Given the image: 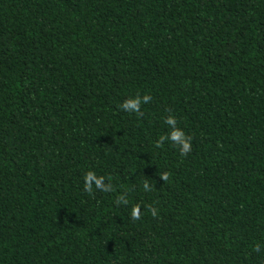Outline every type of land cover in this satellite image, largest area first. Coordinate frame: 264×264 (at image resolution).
I'll return each instance as SVG.
<instances>
[{"label": "trees", "instance_id": "obj_1", "mask_svg": "<svg viewBox=\"0 0 264 264\" xmlns=\"http://www.w3.org/2000/svg\"><path fill=\"white\" fill-rule=\"evenodd\" d=\"M0 264H264V0H0Z\"/></svg>", "mask_w": 264, "mask_h": 264}, {"label": "clouds", "instance_id": "obj_2", "mask_svg": "<svg viewBox=\"0 0 264 264\" xmlns=\"http://www.w3.org/2000/svg\"><path fill=\"white\" fill-rule=\"evenodd\" d=\"M151 100V97L148 95L141 97H134L127 99L123 102L121 107L128 112H134L139 114L140 113V106L142 103H148ZM165 123L169 126H171V131L169 132L167 137H161V142L164 139H169L173 142V144H178L180 146V151L181 153H187L191 149V143L190 140L186 137L185 133L183 132L182 129L176 127V120L173 116H168L165 120ZM164 180L167 179V176L162 177ZM103 177L97 176L94 172H87L84 176V186L85 189L91 193L93 190V183L95 187L100 188L102 191L107 190L106 185L103 184ZM145 190H149V185L145 184L144 185ZM121 201H124V197L120 198ZM126 202V201H125ZM152 214L156 215L155 210H152ZM132 217L133 219H138L139 214L136 209H133L132 212Z\"/></svg>", "mask_w": 264, "mask_h": 264}]
</instances>
